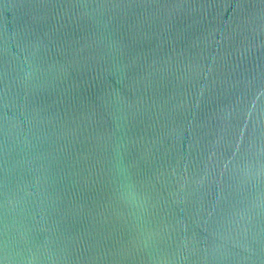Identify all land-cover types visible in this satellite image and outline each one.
Returning <instances> with one entry per match:
<instances>
[{
	"label": "water",
	"instance_id": "95a60500",
	"mask_svg": "<svg viewBox=\"0 0 264 264\" xmlns=\"http://www.w3.org/2000/svg\"><path fill=\"white\" fill-rule=\"evenodd\" d=\"M0 264H264V0H0Z\"/></svg>",
	"mask_w": 264,
	"mask_h": 264
}]
</instances>
